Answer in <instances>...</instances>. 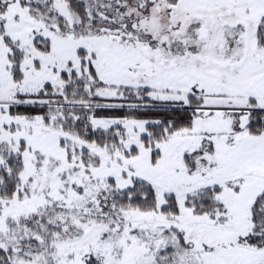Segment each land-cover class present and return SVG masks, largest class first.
Returning a JSON list of instances; mask_svg holds the SVG:
<instances>
[{
  "label": "snow or ice",
  "instance_id": "6c2138e0",
  "mask_svg": "<svg viewBox=\"0 0 264 264\" xmlns=\"http://www.w3.org/2000/svg\"><path fill=\"white\" fill-rule=\"evenodd\" d=\"M0 264H264V0H0Z\"/></svg>",
  "mask_w": 264,
  "mask_h": 264
}]
</instances>
